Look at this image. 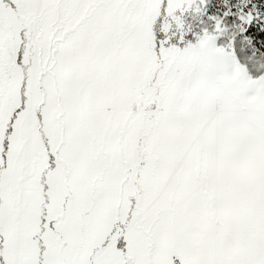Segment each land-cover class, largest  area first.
I'll return each mask as SVG.
<instances>
[{
    "label": "snow or ice",
    "instance_id": "obj_1",
    "mask_svg": "<svg viewBox=\"0 0 264 264\" xmlns=\"http://www.w3.org/2000/svg\"><path fill=\"white\" fill-rule=\"evenodd\" d=\"M0 264H264V0H0Z\"/></svg>",
    "mask_w": 264,
    "mask_h": 264
}]
</instances>
